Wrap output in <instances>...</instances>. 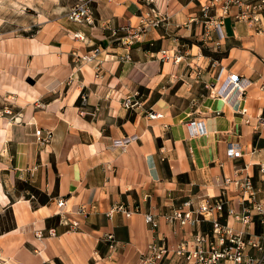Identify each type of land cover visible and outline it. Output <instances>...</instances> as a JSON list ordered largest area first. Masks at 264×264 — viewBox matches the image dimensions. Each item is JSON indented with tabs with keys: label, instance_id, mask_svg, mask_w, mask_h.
Masks as SVG:
<instances>
[{
	"label": "crops",
	"instance_id": "0c3cea01",
	"mask_svg": "<svg viewBox=\"0 0 264 264\" xmlns=\"http://www.w3.org/2000/svg\"><path fill=\"white\" fill-rule=\"evenodd\" d=\"M91 5L94 28L71 21L69 6L38 35L0 40V264H143L150 244L165 239L171 247L181 235L163 217L172 203L217 196L218 181L237 171L252 176L258 198L264 197V37L231 15L221 50H203L196 43L200 26L175 28L198 13L199 0H155L169 20L122 63L125 48L110 44L100 24H133L145 5ZM98 45L104 46L100 77L93 63L79 59ZM173 48L185 53L180 64L156 59ZM212 58L222 73L210 66ZM230 73L252 84L241 93L230 92L226 82L227 91L212 97ZM132 94L138 104L126 110L123 101ZM190 121L204 122L207 134L190 137ZM37 130L42 137L51 131L52 139L41 144ZM135 136L124 148L114 144ZM231 142L241 145V157H229ZM61 197L80 222L75 232L60 223ZM227 197L239 207L234 193ZM119 203L141 212L108 218ZM81 208L86 214L77 213ZM145 214L156 217V229Z\"/></svg>",
	"mask_w": 264,
	"mask_h": 264
},
{
	"label": "built area",
	"instance_id": "2783aa9c",
	"mask_svg": "<svg viewBox=\"0 0 264 264\" xmlns=\"http://www.w3.org/2000/svg\"><path fill=\"white\" fill-rule=\"evenodd\" d=\"M93 0H77L71 6L68 17L79 25L91 28L98 26L91 3ZM145 9L139 10L137 21L133 24L115 25L112 21L100 24L102 30L108 33L110 44L123 47L126 53L121 56L120 62L132 60L131 51L136 44L143 43L145 37L152 30L161 28L169 20V15L160 11L155 5V0H141ZM198 13L191 16L183 24H176V29H192L194 26L201 27V33L196 43L203 49L218 53L222 48L224 39V20L231 15L238 21L246 22L258 34L264 37V0H199ZM234 12V13H233ZM76 38L84 40V37L76 33ZM104 46H94L86 55L80 57L81 61L93 63L96 67V76L100 77L101 60L99 55ZM185 58V53L180 49H162L156 57L161 62L180 64ZM210 66L214 69L224 66L217 58L210 60ZM174 77V76H173ZM228 83L230 92H244L251 85L238 74L230 73L219 90L211 92V96L224 94L222 91L225 83ZM246 84V86H245ZM226 85V89H227ZM264 85V84H263ZM207 88L210 85H206ZM137 94L127 96L123 101V107L128 110L138 104ZM87 97L82 96L85 102ZM245 113V109H241ZM154 117L156 115L150 114ZM189 136H202L207 134L204 122L190 121L188 124ZM36 135L41 144H46L52 139V132L47 131L42 137V130H37ZM137 137H127L117 140L114 144L124 148ZM230 158L242 156V147L237 142L228 144ZM261 179L264 184V163L259 168ZM220 194L210 196L208 194L193 198L187 195L177 203H172L167 213L163 214L165 221L174 232L181 231L176 244L169 247L165 239L154 241L149 245L148 251L142 256L143 264H264V197L258 198L259 190L256 188L253 177L238 174L224 176L217 184ZM232 192L238 198V208L230 203L227 197ZM172 196L169 200L173 201ZM60 209L61 225L67 227L68 232L78 230L80 222L70 216L66 209V199L61 197L57 200ZM140 207H129L126 203L112 205L105 213L112 219L116 214H122L130 218L140 213ZM78 214H86L85 208H81ZM147 224L153 229L158 227L157 219L152 214L144 215ZM234 223L241 225L237 228ZM39 239L45 236L44 231L36 232ZM48 235H57L56 229H49ZM110 237V236H109Z\"/></svg>",
	"mask_w": 264,
	"mask_h": 264
},
{
	"label": "rangeland",
	"instance_id": "374dc122",
	"mask_svg": "<svg viewBox=\"0 0 264 264\" xmlns=\"http://www.w3.org/2000/svg\"><path fill=\"white\" fill-rule=\"evenodd\" d=\"M76 2L77 0H0V40L38 35L50 29L57 19L65 17L66 9ZM4 219L10 222L9 216Z\"/></svg>",
	"mask_w": 264,
	"mask_h": 264
}]
</instances>
